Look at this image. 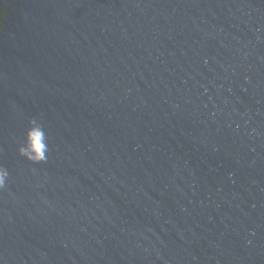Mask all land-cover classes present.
I'll return each instance as SVG.
<instances>
[{"label": "water", "instance_id": "1", "mask_svg": "<svg viewBox=\"0 0 264 264\" xmlns=\"http://www.w3.org/2000/svg\"><path fill=\"white\" fill-rule=\"evenodd\" d=\"M0 164V264H264V0H0Z\"/></svg>", "mask_w": 264, "mask_h": 264}, {"label": "clouds", "instance_id": "2", "mask_svg": "<svg viewBox=\"0 0 264 264\" xmlns=\"http://www.w3.org/2000/svg\"><path fill=\"white\" fill-rule=\"evenodd\" d=\"M49 134L46 126L39 117H30L19 138L16 151L33 164L45 163L50 153ZM9 170L0 164V192L6 190L9 183Z\"/></svg>", "mask_w": 264, "mask_h": 264}]
</instances>
